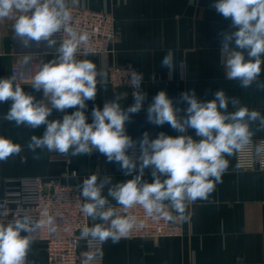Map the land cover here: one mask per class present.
Returning a JSON list of instances; mask_svg holds the SVG:
<instances>
[{"label": "clouds", "instance_id": "1", "mask_svg": "<svg viewBox=\"0 0 264 264\" xmlns=\"http://www.w3.org/2000/svg\"><path fill=\"white\" fill-rule=\"evenodd\" d=\"M211 7L225 19H231V30L220 34V51L226 54V78L238 81L242 88L255 83L264 90V82L258 81L264 64V0H215ZM15 13H20L13 26L15 36L25 47L33 41L47 42L58 55L39 64L31 77V87L43 92L42 100L26 93L15 83V76L0 78V103L11 101L4 119L15 122L18 127L44 126L43 135H33L27 144L33 153L47 149L75 157L98 151L107 162L118 164L125 176L132 177L113 184L111 177L99 179L97 174H92L82 181V212L92 221H99L81 229V238L90 243L95 241L102 245L111 240L117 244L138 224L135 215L122 214L110 203L109 197L125 213L140 205L152 218L187 220V205L208 199L216 184L222 182L229 166L225 157L251 144L254 135L251 123L259 121L260 129H264V116L259 111L239 106V99L229 98L223 90H217L208 101L199 100L194 90L182 92L180 99L188 105L183 117L178 115L181 110L174 100L160 90L147 107V120L156 126L167 123L181 135L160 132L150 139L145 132L138 141L139 156L130 155L137 141L127 134L126 123L142 110L147 99V94L139 90L143 73L129 69L130 86L137 90L129 107L123 108L119 102L121 97H116L105 102L102 108L94 106L89 123L85 111L87 102L95 101L97 77L103 74L93 62L77 59L80 45L88 41L89 35L70 26L71 10L67 0H0V20ZM61 31L63 38L57 46L53 37ZM31 59L30 55L24 56L23 62L27 64ZM161 64L171 74L176 67L173 54L165 55ZM229 103L235 111H228ZM70 108L75 111L68 114L66 110ZM53 110L63 113L62 119L50 120ZM188 129H194L199 139L185 134ZM255 151L257 155H264V143L257 145ZM21 152L20 144L0 136V161L19 156ZM25 162L26 158L21 156V163ZM148 168H151L152 182L144 179ZM43 216L44 219L34 221L25 214L13 222L0 223V264H26L33 243L31 234L45 225L50 231L56 230L55 220L47 210ZM139 225L143 226V221ZM83 256V264H92L102 252L89 251Z\"/></svg>", "mask_w": 264, "mask_h": 264}, {"label": "crops", "instance_id": "2", "mask_svg": "<svg viewBox=\"0 0 264 264\" xmlns=\"http://www.w3.org/2000/svg\"><path fill=\"white\" fill-rule=\"evenodd\" d=\"M214 2L67 0L68 5L108 12L117 20V36L111 53L77 56V59L93 62L97 71L103 74L97 77L95 101L87 102V122H92L94 106L102 108L105 102L116 97H121L119 102L125 109L133 103L128 89H114L107 83L106 72L114 66H133L143 73L140 91L147 94V99L142 110L126 123L127 134L137 141V145L145 132L150 139L156 138L160 132L181 135L167 123L156 126L147 120V107L160 90L166 91L174 100L175 106L181 110L178 113L180 117L185 115L184 109L188 106L180 99V94L193 90L201 101L211 100L217 90H223L229 98H238L239 106L259 111L264 116V90H260L255 83L249 88H242L238 81L228 80L225 76L226 54L220 51V34L231 30V19H225L216 12L211 7ZM19 14L0 20V78L12 76L9 26L15 23ZM169 52L173 54L176 65L171 74L161 64ZM57 55L49 54L41 63L55 59ZM258 81L264 82V64ZM20 86L36 100L44 99L43 92L33 89L30 82ZM10 106L11 101L0 103V136L20 144L22 152L19 156L0 161V199L5 195V180L10 178L38 176L73 186H80L92 174H97L99 179L111 177L113 184L132 178L125 176L118 164L107 162L98 151L89 156H68L66 162L61 160L60 154L47 149H37L33 153L27 144L33 135L42 136L45 128L18 127L15 122L5 120ZM66 111L71 114L75 109ZM228 111H235L231 103ZM62 116L63 113L53 110L49 119H62ZM250 128L254 133L252 139L264 138V129H260L259 121L251 123ZM185 134L199 139L194 129H188ZM21 156L26 158L25 163H21ZM225 158L229 166L222 182L216 184L208 199H198L187 205L185 215L189 218L180 220L182 235L161 239H121L117 244L109 240L104 243L102 264H264V171L238 170L235 152ZM144 179L152 182L151 168L145 169ZM104 194L107 195V189ZM109 201L114 207L119 206L110 197ZM90 221L91 226L99 222L91 218ZM46 262L44 247L33 240L26 264Z\"/></svg>", "mask_w": 264, "mask_h": 264}, {"label": "built area", "instance_id": "3", "mask_svg": "<svg viewBox=\"0 0 264 264\" xmlns=\"http://www.w3.org/2000/svg\"><path fill=\"white\" fill-rule=\"evenodd\" d=\"M71 10L70 26L78 32H87L89 39L80 45L77 56L88 54L107 55L113 51V44L117 36V20L108 12H97L86 7L68 5ZM14 23L9 26L11 46L9 55L12 58L11 75L15 76L17 84H26L35 73L36 66L49 54H55L47 42H32L25 47L15 36ZM57 45L63 38L62 31L54 34ZM32 59L25 64L24 56ZM129 69L140 72L133 66H114L107 70L106 81L114 89L126 88L133 95L136 89L130 86ZM140 90V89H139ZM264 143L263 139H252L251 144L235 152V165L240 171H264V155H257L255 148ZM130 155L139 156V145L129 151ZM66 156L61 155L63 162ZM1 174V165H0ZM5 195L0 199V221L3 224L13 222L22 215H29L34 221L44 219L47 210L55 220V231H50L45 225L32 233V239L41 243L47 254L44 264H83V253L89 251L102 252L92 264H102L104 260V244L82 239L80 232L83 226L91 227L90 218L82 212L83 197L80 186L62 183L59 180H45L42 177H23L6 179ZM117 209L122 214L135 215L137 226L122 239H161L182 235L180 220L169 221L163 218H152L145 210L136 205L125 213L120 206ZM171 211V209H169ZM176 215L175 212L172 213ZM143 221V226L139 222ZM83 248V249H82Z\"/></svg>", "mask_w": 264, "mask_h": 264}]
</instances>
